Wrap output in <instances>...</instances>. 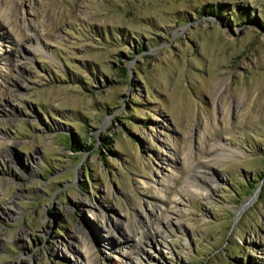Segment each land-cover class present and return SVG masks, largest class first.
Returning <instances> with one entry per match:
<instances>
[{"label":"rangeland","instance_id":"obj_1","mask_svg":"<svg viewBox=\"0 0 264 264\" xmlns=\"http://www.w3.org/2000/svg\"><path fill=\"white\" fill-rule=\"evenodd\" d=\"M0 264H264V0H0Z\"/></svg>","mask_w":264,"mask_h":264},{"label":"bare ground","instance_id":"obj_2","mask_svg":"<svg viewBox=\"0 0 264 264\" xmlns=\"http://www.w3.org/2000/svg\"><path fill=\"white\" fill-rule=\"evenodd\" d=\"M203 167V166H202ZM200 168V167H199ZM205 171V170H204ZM198 172V171H197ZM199 173H201V172H199ZM203 174V173H202ZM195 175H199L198 173H196ZM199 177H201V178H203L204 180H208L209 178H207L205 175H199ZM255 199V196L254 197H252L250 200H248L247 202H245L243 205H242V207H241V210L244 208V207H246L250 202H252L253 200ZM147 233H148V235L149 234H152V231L149 229L148 231H147ZM154 233H156V232H154Z\"/></svg>","mask_w":264,"mask_h":264},{"label":"trees","instance_id":"obj_3","mask_svg":"<svg viewBox=\"0 0 264 264\" xmlns=\"http://www.w3.org/2000/svg\"><path fill=\"white\" fill-rule=\"evenodd\" d=\"M124 69V67H122V70Z\"/></svg>","mask_w":264,"mask_h":264}]
</instances>
